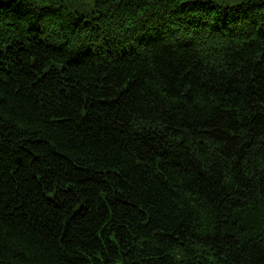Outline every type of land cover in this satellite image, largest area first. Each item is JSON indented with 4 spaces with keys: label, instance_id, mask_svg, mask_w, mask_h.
<instances>
[{
    "label": "trees",
    "instance_id": "1",
    "mask_svg": "<svg viewBox=\"0 0 264 264\" xmlns=\"http://www.w3.org/2000/svg\"><path fill=\"white\" fill-rule=\"evenodd\" d=\"M0 264H264V0H0Z\"/></svg>",
    "mask_w": 264,
    "mask_h": 264
}]
</instances>
